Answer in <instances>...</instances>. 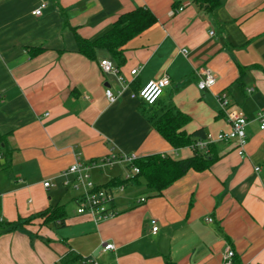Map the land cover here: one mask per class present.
Returning a JSON list of instances; mask_svg holds the SVG:
<instances>
[{
	"label": "crops",
	"instance_id": "obj_1",
	"mask_svg": "<svg viewBox=\"0 0 264 264\" xmlns=\"http://www.w3.org/2000/svg\"><path fill=\"white\" fill-rule=\"evenodd\" d=\"M42 4L43 14L34 15ZM139 7L157 22L128 44L121 82L101 68L110 53L84 56L77 34L95 40ZM206 70L216 83L201 90ZM164 76L171 84L155 105L132 97ZM223 92L228 111L247 118L245 155L236 141L216 142L208 169L189 170L162 194L143 178L118 189L128 165L103 163L111 152L193 155L189 146H171L152 124L170 104L189 116L187 133L229 131L218 99ZM262 110L264 0H219L214 10L196 0H0V264H58L69 248L81 264L89 256L98 264H165L167 257L223 264L227 246L235 250L234 264H264ZM77 158L94 164L97 185L114 189L116 216L96 223L77 213L79 191L68 173ZM55 207L62 218L39 216ZM103 243L115 249L104 251Z\"/></svg>",
	"mask_w": 264,
	"mask_h": 264
},
{
	"label": "trees",
	"instance_id": "obj_2",
	"mask_svg": "<svg viewBox=\"0 0 264 264\" xmlns=\"http://www.w3.org/2000/svg\"><path fill=\"white\" fill-rule=\"evenodd\" d=\"M198 4H206V8L214 10L219 5V0H196ZM154 14L147 8L139 7L133 11L122 14L114 23L112 28L95 40H89L77 34V41L80 52L94 59L97 49L107 50L112 60L119 66L126 62L125 51L128 44L137 36H140L156 24ZM189 121V116L179 110L174 104H170L165 112L152 118L155 129L173 146L175 149L191 146L196 141L205 139L207 133L204 129L187 133L183 127ZM2 137L0 136V148ZM211 144L207 151L196 150L192 156L175 159L162 153H155L140 157L135 161L139 167V173L134 177V181L143 178L150 191L162 194L171 184L185 175L189 170L203 171L208 169L216 160L217 156ZM11 152H7L10 159ZM123 180L120 182L122 183ZM62 207H55L51 211H44L39 216L46 217L47 220H58L62 218L60 210ZM63 210V209H62ZM30 219H25L16 225L29 223ZM11 225V224H9ZM81 255L69 248L61 257L58 264H81ZM165 264H177L171 257H167Z\"/></svg>",
	"mask_w": 264,
	"mask_h": 264
},
{
	"label": "built area",
	"instance_id": "obj_3",
	"mask_svg": "<svg viewBox=\"0 0 264 264\" xmlns=\"http://www.w3.org/2000/svg\"><path fill=\"white\" fill-rule=\"evenodd\" d=\"M47 4H42L36 9L33 14L40 16L43 14L44 9ZM183 10V7L180 8ZM214 32L211 31V34ZM186 52V50H184ZM101 68L105 73H115L118 75L119 80L124 81V77L119 74V67L112 59H103L100 61ZM137 68L131 70V75L137 74ZM205 77L200 78L198 86L201 90H206L211 88L216 83V78L209 70L205 71ZM171 84V79L169 76H164L160 79L148 81L139 91L134 92L132 97L139 98L147 105H155L161 96L163 95L165 89ZM254 88H249V92H252ZM105 95L110 102H115L117 100V95H115L111 89L107 88L105 90ZM221 107L227 113V118L230 122L231 128L227 132H220L216 135L207 134L205 139L198 140L195 144L189 146L192 148L193 152L207 151L211 144L216 142H237V150L240 155H245V146L247 144L246 126L247 118L237 112H229L230 100L227 93L223 92L218 95ZM259 118L261 121L260 127L264 129V110L259 113ZM167 155V154H166ZM169 156V155H168ZM2 154L0 153V160L2 159ZM139 159L136 154H126V153H116L111 152L108 154L102 162L105 164L124 162L128 165V174L123 179V182L118 185L119 190L125 188L126 183L133 181L136 174L139 173V167L135 165V161ZM94 164L92 162L81 163L79 158L70 166L68 173L74 176V180L71 186L79 191V196L77 197V213L78 214H89L93 217L96 223L116 216L117 212L115 210V191L110 186H99L97 185L93 178L91 170ZM257 167L256 170H259ZM45 187L51 186V182L45 181ZM69 185V182H66ZM140 201H145V198H141ZM213 219L211 217L207 218V221L211 222ZM152 232L155 234L158 231V223L156 219L151 220ZM115 245L113 243H103V250H113ZM236 253L231 246H227L223 253V264H234ZM83 264H98L97 260L92 257H84Z\"/></svg>",
	"mask_w": 264,
	"mask_h": 264
}]
</instances>
